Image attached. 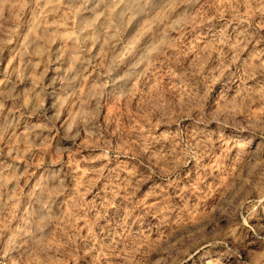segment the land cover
I'll use <instances>...</instances> for the list:
<instances>
[{"label": "rangeland", "instance_id": "374dc122", "mask_svg": "<svg viewBox=\"0 0 264 264\" xmlns=\"http://www.w3.org/2000/svg\"><path fill=\"white\" fill-rule=\"evenodd\" d=\"M0 81V264H264V0H0Z\"/></svg>", "mask_w": 264, "mask_h": 264}, {"label": "clouds", "instance_id": "9594fccd", "mask_svg": "<svg viewBox=\"0 0 264 264\" xmlns=\"http://www.w3.org/2000/svg\"><path fill=\"white\" fill-rule=\"evenodd\" d=\"M120 3H124V0H119ZM119 6V5H117ZM115 11V9H113ZM95 23V21L90 22L89 24L85 25L86 28L92 27V25ZM83 31V29H82ZM78 51H83L82 49H78ZM75 61H83L82 56H76L74 58ZM118 72V68L115 66H112L109 68V75H115ZM4 83V81H0V84ZM73 99H75L76 103L80 105V110L83 111L86 108L89 107V104H94L95 107L92 108L93 112V118H98L99 111L102 109V102L104 99V96L101 93H95L91 94L87 89H80L79 93L76 92H69L67 96H65L61 102V106H67ZM27 104V101L25 102ZM3 104L0 103V111L3 110ZM191 112V109H189ZM219 110L215 113H208L204 112L203 115L200 116L199 119H195V113H192V118L195 119L197 127H211L212 123L215 122L218 118ZM80 112H75L71 118V120L67 123L66 132H73L75 130V121L79 118ZM89 135L91 136L92 133L89 132ZM3 139V134L0 132V140ZM211 139L207 141H201L194 145L193 147L196 149H199L201 147V144L204 147H210L211 145ZM238 168L247 174V168L243 165H238ZM252 168L256 171L264 175V161L260 162L259 164L252 165ZM174 170V168H173ZM250 187V181L245 179V175H238L235 177H230L228 182L224 184L221 189L219 190V200H218V206L216 209H214V213L216 215H219V211L221 208L227 207L229 204L234 203L235 199L238 198L240 195H244L246 191H248ZM262 199H264V192L261 193ZM178 235V234H177ZM174 238V237H173ZM157 245L160 247L163 251H170L171 250V244L168 239V237H161L160 241H157Z\"/></svg>", "mask_w": 264, "mask_h": 264}, {"label": "bare ground", "instance_id": "6f19581e", "mask_svg": "<svg viewBox=\"0 0 264 264\" xmlns=\"http://www.w3.org/2000/svg\"><path fill=\"white\" fill-rule=\"evenodd\" d=\"M244 141L247 142V143H250L251 142V139L247 138Z\"/></svg>", "mask_w": 264, "mask_h": 264}]
</instances>
